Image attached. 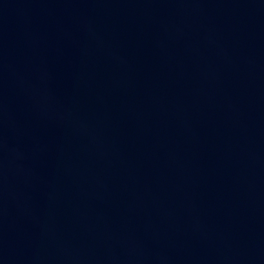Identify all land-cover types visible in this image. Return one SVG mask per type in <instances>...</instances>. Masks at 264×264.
<instances>
[{"label":"water","instance_id":"95a60500","mask_svg":"<svg viewBox=\"0 0 264 264\" xmlns=\"http://www.w3.org/2000/svg\"><path fill=\"white\" fill-rule=\"evenodd\" d=\"M0 264H264V0H0Z\"/></svg>","mask_w":264,"mask_h":264}]
</instances>
